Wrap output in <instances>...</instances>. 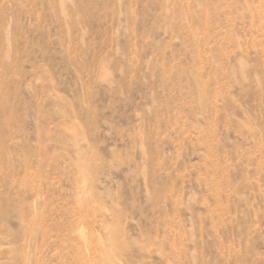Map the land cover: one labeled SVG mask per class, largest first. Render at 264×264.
Masks as SVG:
<instances>
[{
    "label": "rangeland",
    "instance_id": "374dc122",
    "mask_svg": "<svg viewBox=\"0 0 264 264\" xmlns=\"http://www.w3.org/2000/svg\"><path fill=\"white\" fill-rule=\"evenodd\" d=\"M108 251L264 264V0H0V264Z\"/></svg>",
    "mask_w": 264,
    "mask_h": 264
},
{
    "label": "bare ground",
    "instance_id": "6f19581e",
    "mask_svg": "<svg viewBox=\"0 0 264 264\" xmlns=\"http://www.w3.org/2000/svg\"><path fill=\"white\" fill-rule=\"evenodd\" d=\"M106 258L109 260V264H116L115 258L113 257L111 251H108V253L106 254Z\"/></svg>",
    "mask_w": 264,
    "mask_h": 264
}]
</instances>
